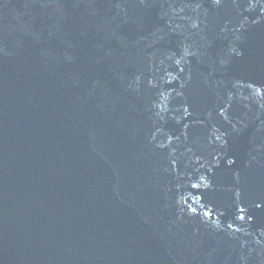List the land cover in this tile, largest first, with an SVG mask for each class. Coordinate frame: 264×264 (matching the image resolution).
<instances>
[{"label":"water","instance_id":"1","mask_svg":"<svg viewBox=\"0 0 264 264\" xmlns=\"http://www.w3.org/2000/svg\"><path fill=\"white\" fill-rule=\"evenodd\" d=\"M0 264H264V0H0Z\"/></svg>","mask_w":264,"mask_h":264}]
</instances>
